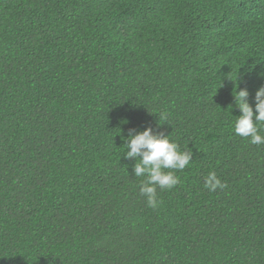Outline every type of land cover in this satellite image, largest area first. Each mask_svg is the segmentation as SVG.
<instances>
[{
    "label": "trees",
    "instance_id": "1",
    "mask_svg": "<svg viewBox=\"0 0 264 264\" xmlns=\"http://www.w3.org/2000/svg\"><path fill=\"white\" fill-rule=\"evenodd\" d=\"M262 86L264 0H0V264H264ZM149 127L193 153L155 209Z\"/></svg>",
    "mask_w": 264,
    "mask_h": 264
},
{
    "label": "clouds",
    "instance_id": "2",
    "mask_svg": "<svg viewBox=\"0 0 264 264\" xmlns=\"http://www.w3.org/2000/svg\"><path fill=\"white\" fill-rule=\"evenodd\" d=\"M234 101L241 115L236 117L234 134L249 140L251 145H264V86L255 93V110L247 102L249 92L236 90ZM166 119V116L164 117ZM127 149L125 158L135 160L132 171L136 178L143 177L140 194L146 198L149 208L155 209L160 201L157 189L171 190L179 183L176 171L182 172L192 163L193 153L187 147L184 150L170 140V135L154 132L147 128L141 132L130 129L124 140ZM170 170V171H165ZM204 187L209 192L223 189L225 185L215 172H209L204 178Z\"/></svg>",
    "mask_w": 264,
    "mask_h": 264
}]
</instances>
